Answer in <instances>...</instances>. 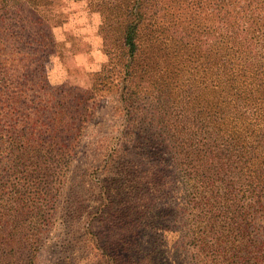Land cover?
I'll return each mask as SVG.
<instances>
[{
	"label": "rangeland",
	"instance_id": "374dc122",
	"mask_svg": "<svg viewBox=\"0 0 264 264\" xmlns=\"http://www.w3.org/2000/svg\"><path fill=\"white\" fill-rule=\"evenodd\" d=\"M32 2L0 0V123L10 109L16 131L32 136L25 145L40 152L32 149L21 163L1 147L0 166L4 161L9 171L1 174L0 197L14 208L0 225V248L19 252V238L10 235L18 223L23 241L37 248L32 264H120L126 256H151L155 264H219L223 257L215 260L202 246L226 240L222 229L232 220L221 217L195 244L192 184L205 194L207 172L199 164L188 167V152L210 149L235 158L237 146L247 150L244 133L234 145L227 140L239 108L220 93L227 86L217 75L216 51L222 34L264 32V0ZM133 23L140 55L130 62L124 35ZM30 36L40 40L37 51L26 44ZM13 93L21 99L11 107L6 98ZM207 103L212 115H225L224 130L203 149L198 140L213 123ZM57 118L59 138L52 140ZM230 183L233 192L244 189L227 172L216 191ZM142 199L149 209L140 207ZM242 204L250 209L249 198ZM256 223V238L264 240V215ZM125 242H138L140 249L112 247Z\"/></svg>",
	"mask_w": 264,
	"mask_h": 264
},
{
	"label": "trees",
	"instance_id": "16d2710c",
	"mask_svg": "<svg viewBox=\"0 0 264 264\" xmlns=\"http://www.w3.org/2000/svg\"><path fill=\"white\" fill-rule=\"evenodd\" d=\"M29 4L33 6L32 0H29ZM136 29V24H129L124 35V45L128 50L130 62L137 60L136 58L140 55L139 36ZM219 39L221 46L217 49L216 55L219 56L220 70L217 75L222 77V79L220 77V83L223 81L227 86L220 93L229 96L234 101L235 107L239 108L231 134L225 135L227 140L234 145V139L239 138V134L244 133L246 138H249V145L246 147V151H243V145L237 146L234 150L235 158L223 157L213 150L205 149L212 138L221 137L224 130L222 120L225 117L222 113L212 115V107H209L208 103L206 104L204 110L208 117L212 118L213 123L205 124L204 135L201 134L198 140L199 144H197L205 150L200 149L197 155L193 151L188 152L190 158L188 167L193 170V166L199 164L204 166L207 172L201 181V187H203L205 194H200L199 186L192 184L194 189L192 194L194 195H192L190 203L193 205L197 223V231L193 237L196 242V239H200L201 234L206 235L209 231L215 230L221 217L226 220L230 218L232 222H229L222 229V232L228 236L227 239L225 240L226 237L223 236L219 237L212 245L204 243L202 246L201 244L202 250L211 254L215 260L222 256L219 264H263L264 240L256 238L259 232L256 222L258 218L264 215V32H258L257 35L249 37L222 34ZM26 44H35L36 47L33 48L36 51L41 47L40 40L37 41L31 36L30 41H26ZM20 99L21 96L16 93H13L10 98H6L11 107L12 102L18 103ZM3 101H0V105ZM41 111L47 112L48 106H44ZM61 124V118H57L53 123L54 130L50 134L53 137L50 139L59 138L58 127ZM0 125L4 126L2 134H0V151L4 150L1 147L7 145L5 149L12 151L21 163H24V157H27V160L31 157L32 149L40 154L36 148L25 145L24 139L28 142L32 136L28 138L26 134L16 131V125L10 117V109L3 116ZM60 139H62L61 136ZM58 144L54 145L57 146ZM8 171L7 165L2 161L0 177L2 172ZM227 172L236 174L238 182L244 186V189H236V192H233L230 183L225 187L224 192L216 191L222 173ZM248 198L250 199V209L242 210L244 207L242 202ZM109 199L111 201V198ZM144 199L139 205L143 207V210H147L149 209L148 202H144ZM7 200L2 194L0 197V225L8 222L6 220L8 212L14 208L10 206ZM23 202L22 200L16 204L21 207ZM125 206L128 205L125 204ZM125 208L129 209V206ZM109 213L116 215L115 211ZM9 215L15 217V211ZM141 216L143 220V212ZM143 224V221L140 222L138 231ZM24 231L25 229L18 223L12 227L10 235L14 241L19 238L20 250L17 252V249L13 247L10 250V245L0 248V251L4 253V256L0 258L3 264H32L37 248L35 243L23 241L25 238ZM234 235L236 240L233 239ZM259 236L261 237V235ZM134 245L132 242H125L124 244L114 243L112 247L121 253L123 251L136 252L140 249V245L138 242ZM99 248L104 251L102 252L103 255L104 253L109 255V249L102 246V243L99 244ZM119 260H121L120 256L115 257L116 262ZM120 264L155 263L151 256H145L141 259L126 256Z\"/></svg>",
	"mask_w": 264,
	"mask_h": 264
}]
</instances>
